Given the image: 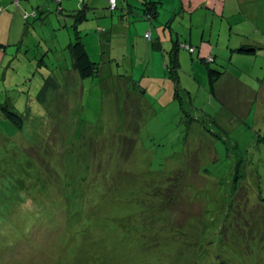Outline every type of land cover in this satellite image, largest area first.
I'll return each instance as SVG.
<instances>
[{
  "label": "rangeland",
  "instance_id": "rangeland-1",
  "mask_svg": "<svg viewBox=\"0 0 264 264\" xmlns=\"http://www.w3.org/2000/svg\"><path fill=\"white\" fill-rule=\"evenodd\" d=\"M64 1L27 0L32 45L0 53V264H264V0L237 23L204 5L166 20L171 0H158L160 49L141 41L139 20L126 37L97 28L102 13L126 17L124 0L113 11L108 0ZM82 4V40L99 63L87 77L66 47L74 20L55 15ZM176 29L196 52L179 50L174 82L155 54L167 57ZM235 41L256 50L227 49ZM208 65L224 72L215 95ZM48 75L57 86L42 93Z\"/></svg>",
  "mask_w": 264,
  "mask_h": 264
},
{
  "label": "crops",
  "instance_id": "crops-1",
  "mask_svg": "<svg viewBox=\"0 0 264 264\" xmlns=\"http://www.w3.org/2000/svg\"><path fill=\"white\" fill-rule=\"evenodd\" d=\"M16 1H17V3H16ZM29 1L31 2V0H28V2ZM44 1L47 2V0H44ZM159 1L164 2V0H159ZM248 1H250V0H171V2L167 4V7L164 8L165 12H167V16H165V17L167 20L172 14L176 13V12L172 13L174 10L176 11L177 9L181 8V10L183 12L182 18H184L186 15V11H188V10L189 11H192V10L196 11L200 6L204 5L206 8H209L214 13L218 12L221 16H225L226 18H228V17L234 18L233 19L234 23L242 22V21L251 22V20H254V18H256L257 16H254V15L245 16L246 19H244L242 16L235 17V15L238 14L242 10L244 5L251 6L250 2H248ZM59 2L61 3L62 0H59ZM64 3L68 5L69 1L65 0ZM124 3L126 4V1H124ZM159 4L165 6V3L163 4L162 2H159L158 6H159ZM123 5L124 4H122L121 8H124ZM117 6H118V1H117ZM39 7H40L39 5L36 6V9H38ZM86 8H87L86 9V16H87V11L89 9V6L86 5ZM70 12H71V10H64L62 7H59L57 9V11H55V15L58 17L60 23H61V20H63V25L62 24L61 25L64 27L67 26L66 23H67L68 17L72 18L71 16H69ZM160 13L161 12H159V8H158L157 16ZM36 15H37V13H36L34 6L31 5L29 8L27 0H26V2H25V0H0V53H1L2 58H5L6 56H8V54L13 53L16 44H17V50H16L17 53L20 52V50L23 48L27 49L30 44L32 45V43H31L32 41L30 39L27 40V38H26L27 33L30 31L29 25H31V23H29L28 19L30 16H33L35 18ZM103 15H104V13H102L101 15L95 16L96 17L95 24H96L97 28L100 29L101 31H103L104 29L100 28L99 24H100V22L101 23L105 22L104 24L107 25V27L105 28V31L110 32L111 30H116L115 26L122 27L123 32H125L124 34H122V37L123 36L126 37L127 36L126 28L130 29L131 21L139 20L142 23L139 25L138 36H140V33H142V40L141 41H143V43L145 45L149 44L148 42H150L151 40H153L155 38L156 39L160 38L162 41V45L165 47L167 46L163 43L162 34L159 31V25L161 23H160V21L159 22L156 21L157 16L155 17L154 20H151L150 22L145 20V19L140 20L139 18H141V17L136 18L135 17L136 14L133 12L130 13L129 11H127V9H126V17L123 16V18H121V20H118V21H116L114 19L113 14H111L109 20H106V21L100 20V17ZM124 18H125V20H124ZM60 23H58V25H60ZM79 27H80V24L78 25V28ZM83 28L86 29L87 27L84 26ZM79 30H80V28H79ZM176 31H177V29H176ZM145 32L150 33V40H146L144 38L143 34ZM230 33H231V31H230ZM176 35L179 36L178 31L176 32ZM240 35H243V34H240ZM202 38H203V36H202ZM69 39H70V36H69ZM81 40H82V35H81ZM82 42L84 43V45L86 44L83 40H82ZM207 42L208 43L201 44V46H200L201 51L199 50V54H201V52L209 53L213 50V45L210 44L209 40ZM236 42H239V43H236ZM218 43L219 42L216 39V41H215L216 47H217ZM241 43L242 42H240V41H235L234 44L239 45ZM186 44H190V43H186ZM190 45H192V44H190ZM148 46H150V45H148ZM192 46H194V45H192ZM228 46H229V43H226L227 49H229L232 52H237V51H234V48L236 46H234V47L233 46L228 47ZM45 48H46V50H50L51 46L47 45ZM181 49H184V48L181 47L180 50ZM205 49H206V51H205ZM185 50L186 49H184L183 51H185ZM195 52H196V49H195ZM180 53H182V50L180 51ZM155 56H156V59L160 65V67L162 68V70L164 72L165 57L160 56L159 54H155ZM151 58H152V55L149 56V62L152 65ZM143 59H144L143 61L146 64V66H148L149 62L146 61L145 56L143 57ZM214 59H215V57H214ZM0 60H2V59H0ZM153 68L155 69V64H153Z\"/></svg>",
  "mask_w": 264,
  "mask_h": 264
},
{
  "label": "trees",
  "instance_id": "trees-1",
  "mask_svg": "<svg viewBox=\"0 0 264 264\" xmlns=\"http://www.w3.org/2000/svg\"><path fill=\"white\" fill-rule=\"evenodd\" d=\"M81 3L84 2V0H79ZM126 1V8L127 11H130V3H128V0H124ZM139 7L135 8L133 13H136V10H139L141 15L140 17L143 18V20H147V21H151L153 18H155L158 14V1L155 0H139ZM109 3V10L113 11L115 10L118 6H117V0H115V6L114 8L110 7V2L108 0ZM125 4V3H124ZM124 6V5H123ZM86 5L82 4L81 8H77V9H73L71 10L69 16L72 17L73 23H72V31H73V35H74V41L69 42L67 44V48L69 49L70 52V56L72 58V66L74 67V69L78 72V74L82 77H87V76H93L95 74L98 73V68H99V63L93 61L87 50L86 47L84 45V43L81 40V34H80V30L78 28V25L84 21L85 19H87L86 17ZM26 17V16H25ZM147 32H145L143 34V36L146 34ZM144 38L146 40H150V38H146L144 36ZM156 40V41H154ZM171 47L170 49L167 51V57L165 55V68H164V75H165V70H168V76L171 77L173 79V81H177L179 79V71H180V62H179V50L181 47L185 48L186 51L188 50L190 53H194L195 52V47L188 44L186 45L185 43H183L182 40H180V38L176 35V38L171 37ZM151 46L155 47V48H159L160 49V39H153L150 41ZM246 43H241L239 44L237 47L234 48V51L240 52V53H248V54H253L256 50V46L254 44H248ZM207 64L209 62H214V57L213 56H207ZM207 77H208V83H209V92L212 95H215V83L222 77L223 75V71L216 69L215 67H210L208 65L207 69ZM178 85V84H177ZM57 86V83L55 80H53L51 78L50 75L47 76V80L44 84V87L42 89V93H45L46 91L49 90V88ZM144 92L147 90V88H143ZM178 93V89L176 86V91L175 94ZM7 117L10 118L17 126H21V118L19 115H17L14 112L11 111H7ZM87 167L89 166L88 164H86ZM47 172V171H46ZM57 176V175H54ZM48 178V177H47ZM51 181V179H49ZM34 230H32V235H33ZM31 234L28 235L27 233L22 234L21 237H19V240L13 245L12 249H18L17 246L19 245L20 242H25L27 241V238H29V236H32Z\"/></svg>",
  "mask_w": 264,
  "mask_h": 264
},
{
  "label": "built area",
  "instance_id": "built-area-1",
  "mask_svg": "<svg viewBox=\"0 0 264 264\" xmlns=\"http://www.w3.org/2000/svg\"><path fill=\"white\" fill-rule=\"evenodd\" d=\"M109 2H110V7L111 8H114V6H115V0H109ZM16 3H17V1H16ZM144 36L149 39L150 38V33L147 32Z\"/></svg>",
  "mask_w": 264,
  "mask_h": 264
}]
</instances>
